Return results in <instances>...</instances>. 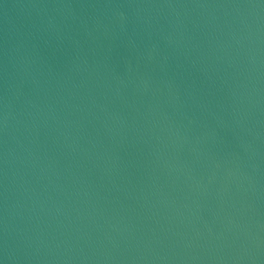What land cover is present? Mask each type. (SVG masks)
<instances>
[{"label":"water","instance_id":"water-1","mask_svg":"<svg viewBox=\"0 0 264 264\" xmlns=\"http://www.w3.org/2000/svg\"><path fill=\"white\" fill-rule=\"evenodd\" d=\"M0 264H264V0H0Z\"/></svg>","mask_w":264,"mask_h":264}]
</instances>
